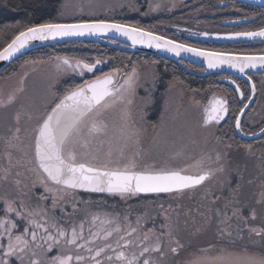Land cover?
Wrapping results in <instances>:
<instances>
[{
  "label": "rangeland",
  "instance_id": "1",
  "mask_svg": "<svg viewBox=\"0 0 264 264\" xmlns=\"http://www.w3.org/2000/svg\"><path fill=\"white\" fill-rule=\"evenodd\" d=\"M142 1H145V7L148 12L147 15L156 16V11L162 8L168 0ZM134 2V0H63L64 5L75 7L74 15H60L56 22L100 19L99 15L102 14L103 16L107 15L109 18H112L117 14L136 13L139 11V8ZM110 5L112 7H108ZM103 7L104 9L107 7L109 10H104L101 14L99 11H101ZM72 63L75 62L72 61ZM58 64L59 62L54 60L36 63L25 62L21 64L15 74L6 77L4 81L0 82V101L5 102V100L12 96L16 99V106L20 109L21 114L28 116L29 113H32L33 116H35L37 113H43L45 111L43 108H46V105H49L54 99L52 95L54 92V85L57 84L59 77L66 74L58 71ZM88 74L90 73H86L84 76H76L79 79H83L91 75ZM144 74H150V72L147 71ZM119 81L120 78L117 82L119 83ZM139 90L140 87H137L135 95L131 94L130 99L132 103L128 104L129 108L127 113L124 112L122 114L120 111L118 114L121 119L119 118L117 123H115L116 119H113L107 127V133L94 137L93 149L78 151V155L87 153L89 158L96 156L100 160H103L107 158V154L111 152V159L113 161H120L121 158L122 160L120 163L123 164L129 158L134 157L141 167L147 164L155 165L158 168H178L173 164L180 162V169H185L187 173L197 174V170H195L197 166H206L204 157H200L198 150L208 149L209 147H214L219 150L217 133L212 127H205L202 122V115H204L203 110L206 105L207 97L204 94H198L193 91L185 93L179 85L171 82L165 93L163 113L159 122L157 125L149 126L148 122L145 120L142 121L141 115L138 112V104L145 100V89L142 88V94L138 92ZM113 99L114 98L109 99L108 107H101L88 117L86 123H89L92 119H100L99 121H102V118L99 117L103 114H107L104 117L113 116L115 112V108H113ZM51 106L47 107L48 111L51 109ZM124 114L127 115V117L124 116ZM17 117L16 115V130L19 128L20 131H16V135L11 137V142L13 143L12 149H14L15 154L16 148L21 149L20 153H28L34 146V139L31 133L35 126V120L29 121L28 118L22 120V116L21 118L19 117L18 120ZM106 121L109 122V120ZM150 127L152 128V133L148 135L147 130ZM199 129L200 133H198ZM77 143L78 141L70 146L75 147ZM35 173L40 175L36 171ZM38 177L40 180L41 175ZM41 185L44 186L43 184ZM48 187L53 189V191H51L53 195L57 193L61 194L60 190L55 185L48 184ZM45 192L49 193V191ZM171 193H175L176 196L179 195L176 191ZM57 196L55 195L54 198H59V195ZM56 204H58L57 200ZM9 205H11L13 211L5 213V209ZM15 206L16 205H13L8 198L5 199L3 193L0 192V220H4L5 222L11 220L17 225V228L13 229L14 236L23 233L25 227L31 229V225L27 223V220H36L40 223H46L49 227L55 223L57 227L64 228L69 233L74 225L77 226V231H79V225L83 221L85 234L90 233L89 228L91 226L92 217L97 216L100 219L112 220V224L103 227L108 230H113L118 225L121 231H113V235L109 239L100 240L95 244L88 245L93 249L104 247L105 244L112 245L114 251L112 249H106L101 257L103 264H120V262L115 259L116 252L119 251H124L125 255L129 258L133 255L140 257L139 264H143L144 259H148L151 264H173V261L174 264H248L249 257L264 258V254L230 249L220 241L210 242L194 250L190 248L187 249L185 253L182 252V229L176 227L172 221H168L169 216H172L171 219L173 220L178 218V211L174 209V207L170 208V214L163 211L164 214L152 217L150 219V223H152L151 226L147 223V217L136 216V214L133 213L122 215L116 213V210L112 211L99 206V208L96 207L90 212H85L80 216L78 219L79 221L76 220L74 223L66 226L52 220L51 215L48 214V210H42L45 213V215H43L36 207H33L29 211H22L27 219H21L16 215V211H21V209ZM28 213H39V215L29 216ZM220 222L221 219L219 220L218 218L217 223L219 224ZM101 227L99 221H97L93 231ZM131 228H136V232L126 237V239L132 241V244L126 248L118 247V242L121 245L124 243L123 240H120V237L124 236L125 232L130 231ZM218 229H220V227H218ZM50 230L55 234V229L50 228ZM102 234L103 233H101V235ZM45 235H47V233H45L43 229L38 230L37 242L32 243L31 233L29 232L27 236L29 246L25 248L24 251H18L16 255L11 257L4 256V251L8 244L7 234L0 236V245H3V247H0V255L2 254L0 258L3 256L7 260L10 259L14 262L16 260L17 264H32L33 260L38 261L39 264H51V258L57 255L71 256L73 257L72 261H75L77 255L85 257L90 255V253L83 249L76 250L74 245H68L63 239H61L59 244L51 251H47V243L40 240V237ZM145 235L148 237L147 240L144 239ZM261 236L264 237L263 234H261ZM157 244L160 245L159 251H151ZM208 246L209 249L206 250ZM145 247L149 248L150 251L141 257L140 254ZM173 247L178 249L176 253L171 251ZM108 256H112L113 259L109 261L107 259ZM71 264H76V261ZM83 264H93V261L86 259Z\"/></svg>",
  "mask_w": 264,
  "mask_h": 264
},
{
  "label": "snow or ice",
  "instance_id": "2",
  "mask_svg": "<svg viewBox=\"0 0 264 264\" xmlns=\"http://www.w3.org/2000/svg\"><path fill=\"white\" fill-rule=\"evenodd\" d=\"M111 31L127 37L133 45L145 44L156 48H166L168 51L176 53V55L183 51L191 52L197 56H204L208 59L209 68H215L219 64H228L232 68H238L240 72H244L247 67L255 68L257 64L264 66V55L238 57L227 53L206 52L167 40L163 36H157L155 33L145 31L140 27L104 19H87L72 23L45 22L28 26L20 31L3 50H0V60H7L27 47L32 41H43L55 37L83 36L85 34H105ZM234 35L264 37V29L258 32H241ZM58 60H60L57 65L58 71L79 76L94 73L96 66L102 63L100 60H96L95 63H87L84 60H77L72 63L66 57L58 58ZM117 74V70H113L95 76L94 79L85 80L82 84H68L64 87L62 93H52L54 99L49 105H46L43 113H37L35 116L32 113L28 114L29 121L35 120V126L31 133L34 139V160L38 173L42 171L43 174H46V179L44 176L40 178V183L45 186V191H53L52 188L48 187V183L51 182L60 186V191L79 188L91 192L115 193L121 196L137 193H171L195 188L209 179L211 176L209 170H202L192 175L185 174L186 170L180 168H158L155 165L147 164L141 167L134 157L121 164L119 160L113 161L111 159V152L107 154V158L100 160L96 156L89 158L87 153L78 155L74 147L70 146L77 141H82V146L87 147L90 138L104 133L106 126L102 121L96 119H92L89 123H86V121L99 108L108 107L110 98H114L113 102L117 99L124 101L127 94L135 95L138 87L135 70L133 69L132 72L123 77V83L117 82ZM237 91H239V88H237ZM13 99L14 97L10 96L9 102H12ZM127 103L131 104L132 100L128 99ZM49 106H51L50 111L47 110ZM247 107L248 105H245V108ZM245 108H241L240 112L243 113ZM228 111L227 100L213 97L209 101V105L204 108V124L207 125L213 122L218 124L225 119ZM17 119L19 120V116ZM235 128L238 130L242 128L239 115L235 118ZM16 131L19 132L20 129L17 128ZM261 132L264 133V128L261 129ZM55 203L54 198V206ZM21 208H23V205H21ZM12 211L11 205L5 209V213ZM16 215L21 219H27L22 211H16ZM28 215H39V213H28ZM97 221L102 227L93 231ZM27 223L31 225V229L25 227L23 233L14 236L13 229H16L17 225L11 220L7 222L0 220V236L7 234L8 238V244L4 251L5 257L14 256L18 251H24L29 246V240L27 239L29 232L31 233V242L36 243L38 230L43 229L47 235L41 236L40 240L47 243V251H51L63 239L68 245H74L77 250L83 249L90 253L88 257L77 255L75 257L76 264H83L86 259L93 261V264H103L101 257L106 249H112V245L105 244L104 247L95 249L88 245L97 238L109 239L113 235V231H121L118 225L113 230L103 227L112 224L113 221L100 219L97 216L92 217L89 228L91 235L88 240L84 239L83 221L79 225V231H77V226L74 225L70 233L64 228L57 227L55 223L50 227L46 223H40L36 220H27ZM50 228L56 230L55 234ZM135 232L136 228L126 231L124 236L120 237V240H123L124 243L121 245L118 242L117 246L126 248L131 245L132 241L126 239V237ZM101 233L103 234L101 235ZM144 239H148L147 235ZM0 247H3V245H0ZM159 249L160 245L157 244L151 251H159ZM112 250L114 251V249ZM149 251V248H143L140 256H144ZM171 251L176 253L178 249L173 247ZM72 259L71 256L57 255L51 258V264H70ZM107 259L111 261L113 257L108 256ZM115 259L120 264H139L140 257L133 255L129 258L124 251H119L116 252ZM2 264H10V262L4 259ZM32 264H39V262L33 260ZM143 264H151V262L144 259ZM248 264H264V258L249 257Z\"/></svg>",
  "mask_w": 264,
  "mask_h": 264
},
{
  "label": "trees",
  "instance_id": "3",
  "mask_svg": "<svg viewBox=\"0 0 264 264\" xmlns=\"http://www.w3.org/2000/svg\"><path fill=\"white\" fill-rule=\"evenodd\" d=\"M134 1L139 8V11L136 13H122L109 18L107 15L103 16V11L109 10L107 7H105V9L103 7L102 10L99 11L102 15H98L100 19L127 23L157 33H162L168 37L171 36L166 32L165 26L174 24L177 21L180 22L184 19L181 13L168 12L164 8H160L156 11V16L147 15L148 12L145 7V1ZM207 1L208 6L219 1H228L229 5L235 7L239 6L240 10L244 11L246 16L257 15L258 13L264 15L263 7L248 5L235 0ZM108 7L112 6L110 5ZM74 10L75 7L64 5L63 0H0V49L8 44L11 39L17 33L24 30V28L34 24L56 22L60 15H74ZM218 50L224 51L227 49L222 47ZM234 52L246 53L247 51ZM53 57L57 59L66 57L69 60L78 59L84 60L85 62H91L97 59L107 61V64L103 67L101 72L96 71L95 74L86 76L83 79H78L70 73L59 77V84H56L53 90L57 94L62 93L64 87L68 84H82L85 80H91L95 78V76L112 72L113 70H117L118 74H124V72L130 73L134 69L136 73L139 72L143 79L146 75L144 74L145 72H151L161 83L159 92H156L159 94V97L154 100L157 101V105L156 102L154 106L150 105L146 92L144 102L138 104V112L141 115L142 121H144L143 118L145 117L149 118L155 115L153 119L148 120L150 122L149 126H152L156 122V115L158 113H160V115L163 113L164 100L161 98L162 92L160 91L165 90L169 83H176L185 93H190L193 90L204 89L210 86L213 78L211 75H215L211 74L205 77L198 76L168 58L142 52H131L108 44L82 40L51 44L26 52L0 73V82L4 81L6 77L15 74L19 66L25 62H46ZM186 65L192 71L202 70L201 67L192 63H186ZM259 76L260 75H252L253 78ZM152 91H154V89ZM139 93L141 94L142 92ZM130 97L131 94H127L124 101L115 100L113 103V108H115L113 116L104 117L107 114H103L99 117L102 118L101 120L106 126L104 133L108 132L107 127L113 119H116L115 123L118 122L120 118L118 113L120 111L122 114L124 112L127 113L129 108L127 100L130 99ZM43 109H45V107ZM16 115L20 118L22 116V120L28 118V116L21 114L20 109L16 106L15 98L12 102H9V98L5 100V102L0 101V192L3 193L5 199L8 198V200L12 202L13 205H16L15 207H19L21 211H29L33 207H36L45 215L42 210H48V214L51 215L52 220L58 224L68 226L76 220L79 221L78 219L85 212H90L99 206L112 211L116 210V213L122 215L133 213L136 214V216L147 217V223L151 226L152 223H150V219L152 217L164 214L163 211L170 214V208L174 207V209L178 211V218L173 220L171 219L172 216H169L168 221H172L176 227L182 229V252L185 253V251L190 248L194 250L210 242L220 241V237L212 232L214 229H218V224L217 219H215L216 216L214 213L213 215L211 213L214 212L216 207L221 206L219 199L221 190L212 187L210 178L200 186L178 192L179 195L177 196L175 193L127 194L121 196L115 193L84 192L75 189L60 191L61 194L57 193L54 195L51 192H45L44 186L40 184L38 177L40 175H45L42 171L41 173L39 172L40 175L35 173V171H38L34 160V146L28 153H20L21 149L16 148L15 154L14 149H12L13 143L11 142V137L16 135ZM124 116L127 117L125 114ZM103 119L109 120V122ZM227 125L231 126L229 128H224V130H228L226 132L228 137L225 138L220 134L219 137L221 141L226 143V145H230V147L237 146L240 142H243L241 138L236 136L232 122H227ZM147 132L148 135H150V133H152V128H148ZM93 144L94 137L90 138L87 147L82 146V141H78L74 149L76 152L82 150L87 151L88 149H93ZM204 151L205 149H200L198 153L200 155L204 153L205 155L206 151ZM121 160L120 158V161ZM173 165L181 168L178 163ZM48 184L55 185L51 182ZM55 186L58 189L60 187L58 185ZM55 195H59V198H57L58 196L55 198L58 204L55 203L54 206L52 201ZM21 205H23V208H21ZM4 259L3 256L0 258V264H2ZM9 262L10 264H17L16 260L14 262L9 259ZM172 263L174 264V261Z\"/></svg>",
  "mask_w": 264,
  "mask_h": 264
},
{
  "label": "flooded vegetation",
  "instance_id": "4",
  "mask_svg": "<svg viewBox=\"0 0 264 264\" xmlns=\"http://www.w3.org/2000/svg\"><path fill=\"white\" fill-rule=\"evenodd\" d=\"M210 5L208 6L207 0H168L162 8L168 12L181 13L184 19L180 22L177 21L174 24L166 25V32L178 41L200 48L222 51L218 49L223 47L227 49L224 51L228 52L247 51L246 53H264V37L234 35L241 32H258L264 29L263 14L258 13L257 15L246 16L239 6L229 5L228 1H219ZM203 35H219L220 39L227 41L222 43L214 41L203 42L198 39V36ZM53 60L60 63V60L58 61L55 57L50 58L48 61ZM77 60L72 59L70 61L76 62ZM95 61L87 63H95ZM100 61H102L101 66L96 67L94 73L90 74L103 70L107 61ZM186 63L188 62H184L185 66L181 64L180 66L186 70L189 69L191 72L192 70L188 68ZM202 71L203 69L201 71L195 70L198 73ZM127 73L117 74L116 80L118 81L120 78L119 83H123V77ZM72 75L76 76L75 74ZM136 75L137 84L140 87L138 92L143 93L142 88H144L150 105L154 106L155 102L157 105V101L154 100L159 97V94L156 93L160 90L161 83L159 80L151 72L150 74H146L144 79L139 72ZM196 75L202 77L213 76L210 86L204 89L193 90V92L204 94L207 97L205 106H208L209 101L213 97H216L227 100L229 108L225 119L218 124L214 122L207 125L204 124L202 115L204 126L212 127L217 133V144L219 147V150L214 147L205 149V155L203 153L200 157H204L206 166L199 165L195 169L197 173L202 170L211 171L210 184L213 188L221 190L219 194L221 206L216 207L214 212L211 213L212 215L214 213L217 221L218 218L219 220L221 219V222L217 223L220 229H214L212 232L217 234L216 236L220 237V242L230 249L264 254V237L261 236V234L264 236V133L256 138H244L237 134L235 128V118L251 96L252 87L246 80L233 75L221 73ZM252 75L249 74L254 83V98L241 119V130L246 135L254 134L264 127V74H256L260 75L256 78H253ZM228 78L236 86L224 80ZM167 88L168 86L165 90L160 91L162 92L161 98L163 100H165ZM237 88H239V91H237ZM153 89L154 91H152ZM161 115L160 113L156 115V122L153 125L158 124ZM154 116L145 117L143 120L150 124L148 120L153 119ZM227 122H232L236 136L243 140L237 146L230 147V145L222 142L219 137L220 134L225 138L228 137V134H226L228 130H224V128L231 126H228ZM198 133H200V129ZM178 164L180 165V162ZM90 235V233H84V239L88 240ZM100 240L103 239L97 238L91 244H95ZM209 246L206 250L209 249ZM72 262L75 261H71L70 264Z\"/></svg>",
  "mask_w": 264,
  "mask_h": 264
},
{
  "label": "water",
  "instance_id": "5",
  "mask_svg": "<svg viewBox=\"0 0 264 264\" xmlns=\"http://www.w3.org/2000/svg\"><path fill=\"white\" fill-rule=\"evenodd\" d=\"M235 1L245 3L248 5H252V6L264 7V0H235ZM108 21H111V20H108ZM72 22H77V21H59V22H53V23H72ZM112 22H117V23L129 25V26H134V25H130L127 23L118 22V21H112ZM135 27H137V26H135ZM142 29H144V28H142ZM144 30L153 32L157 36H163L165 39L175 41L178 44H184V45H187L189 47L197 48V49H200V50H203L206 52L227 53V54H230L232 56H238V57L262 56V55H264V53H262V54L261 53H259V54H257V53H235V52L216 51V50H212V49L200 48V47H196L193 45L183 43L181 41L167 37L163 34L154 32L152 30H147V29H144ZM14 37L11 39V41L14 39ZM198 39L200 41H203V42L204 41H214L216 43H222V42L227 41L225 39L224 40L220 39L219 35H203V36H198ZM82 40L104 43V44H108L110 46H116V47L123 49V50L131 51V52H142V53H146V54L157 55L160 57L168 58V59L175 61V62H177L183 66H185L184 62H188V63L195 64V65H197L203 69V71L200 73L195 72V71H191L193 74L207 75L209 73H221V74L233 75L235 77L242 78L250 84V86L252 87V91H251V96H250L251 99H248V101L245 104V105H248V107L245 108V105H244L243 106V108H245L244 112L238 113V115L241 117V119H242V116L244 115L245 111L251 105L253 98H254V93H255V90L253 89L254 83L252 82V79L250 78L249 74H264V66H261L259 64H257V66L255 68H253V67L245 68L244 72H240L238 68H232L228 64H219L215 68H209L208 67V59L204 56H197L191 52H183V51L179 55H176V53L170 52L166 48H156V47L145 45V44L133 45L127 37L121 36V35L115 33L114 31H111V32H108L105 34H97V35L85 34L83 36L55 37V38H50V39L43 40V41H32V42H30V44L27 47L21 49L20 51L15 53L12 57L8 58L7 60H0V73L9 64H11L13 61H15L17 58H19L20 56H22L23 54H25L28 51H31V50L39 48V47L48 46L51 44L63 43V42H68V41H82ZM11 41L9 43H11ZM8 44H6L0 50H3ZM100 66H101V64L97 65L96 67H100ZM224 80H226L229 84H231V85L233 84L234 86H236V84L231 79L228 78V79H224ZM236 131H237V134L239 136H242L244 138H256L262 134L261 130L254 133V134H251V135L244 134V132L241 129H239V130L236 129ZM185 174H192V173H185ZM192 175H195V174H192ZM75 190L84 191V192H91V191H88L85 189H79V188L75 189ZM95 193H101V192H95ZM103 193H107V192H103ZM141 194H144V193H141Z\"/></svg>",
  "mask_w": 264,
  "mask_h": 264
}]
</instances>
